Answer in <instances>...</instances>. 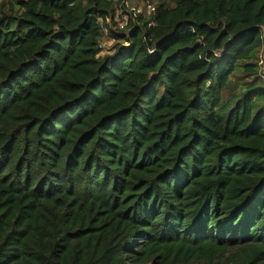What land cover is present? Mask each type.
Instances as JSON below:
<instances>
[{
  "label": "trees",
  "instance_id": "trees-1",
  "mask_svg": "<svg viewBox=\"0 0 264 264\" xmlns=\"http://www.w3.org/2000/svg\"><path fill=\"white\" fill-rule=\"evenodd\" d=\"M123 1L0 12V264H264V0Z\"/></svg>",
  "mask_w": 264,
  "mask_h": 264
},
{
  "label": "built area",
  "instance_id": "built-area-1",
  "mask_svg": "<svg viewBox=\"0 0 264 264\" xmlns=\"http://www.w3.org/2000/svg\"><path fill=\"white\" fill-rule=\"evenodd\" d=\"M156 13H157V6L155 3L151 1H144L142 3H133L131 4L128 0L123 1L121 6L118 9V16H117V23L116 25H113V29H129L128 32H130L133 26H130L131 23H139V18H148V27L154 28L157 26L156 23ZM101 24L103 25V22L101 21ZM108 27H104L103 33L104 36L108 34ZM104 38V37H103ZM103 38L100 43V49L101 53L104 51L105 47H103ZM128 44V43H127ZM153 52V50H151Z\"/></svg>",
  "mask_w": 264,
  "mask_h": 264
},
{
  "label": "rangeland",
  "instance_id": "rangeland-1",
  "mask_svg": "<svg viewBox=\"0 0 264 264\" xmlns=\"http://www.w3.org/2000/svg\"><path fill=\"white\" fill-rule=\"evenodd\" d=\"M18 0H0V12L2 11V8H9L10 3H17ZM135 3H142L144 1L147 0H131ZM151 1L153 3H155L156 5L159 3L160 0H148ZM164 3H166L168 6H172L173 3L171 0H163ZM114 44V39L109 37L107 34L104 36L103 38V47H105L104 51L101 54H105L106 52H108V50L110 49V47H112V45ZM259 58V61H258ZM254 62H257L259 65H264V47L263 49L257 54V56L255 58L252 59ZM259 78L264 79V75H261ZM246 81H242L241 85H246V83H248L249 81L252 80V78H248L245 79ZM240 85V86H241ZM229 90L226 91L225 94H223V102L226 103L229 100Z\"/></svg>",
  "mask_w": 264,
  "mask_h": 264
},
{
  "label": "water",
  "instance_id": "water-1",
  "mask_svg": "<svg viewBox=\"0 0 264 264\" xmlns=\"http://www.w3.org/2000/svg\"><path fill=\"white\" fill-rule=\"evenodd\" d=\"M263 38H264V36H263Z\"/></svg>",
  "mask_w": 264,
  "mask_h": 264
}]
</instances>
